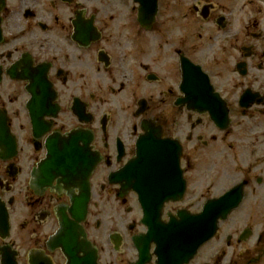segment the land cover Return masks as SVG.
I'll use <instances>...</instances> for the list:
<instances>
[{"label": "flooded vegetation", "instance_id": "flooded-vegetation-1", "mask_svg": "<svg viewBox=\"0 0 264 264\" xmlns=\"http://www.w3.org/2000/svg\"><path fill=\"white\" fill-rule=\"evenodd\" d=\"M0 33V264H132L145 208L231 191L187 264H264V0H3ZM59 138L74 174L46 183Z\"/></svg>", "mask_w": 264, "mask_h": 264}, {"label": "water", "instance_id": "water-1", "mask_svg": "<svg viewBox=\"0 0 264 264\" xmlns=\"http://www.w3.org/2000/svg\"><path fill=\"white\" fill-rule=\"evenodd\" d=\"M184 77L187 78V73L184 74ZM147 138V135H143L139 138L137 143V156L132 160L130 166L133 163H150L152 161L149 156L150 153L148 152L150 146ZM59 143L62 149L58 148ZM13 146L14 142L11 141V149ZM66 146L67 143L65 139L59 138L55 141H47V156L37 170L44 175L48 174L46 183H49L57 174H62L66 178H71L74 174L73 169L75 166L72 165L69 160V156L72 152L74 153V151L69 150ZM178 156L179 155L175 153L174 157L165 156L164 159L174 163V166L178 168ZM93 166L94 161L92 160L84 171L85 182L83 184V192L78 198L71 199L72 205L70 209L78 210L81 217L85 215L84 213L88 204L89 192L86 178ZM231 193L232 191L220 196V198L210 199L203 205V209L197 214L187 213L185 210H178L177 215L170 216L167 222L160 220V206L155 210L145 208L143 210L144 216L141 222L147 225V230L145 234L136 236L133 239V244H135L138 251V259L134 264H145L151 259L150 245L152 243L154 244L152 254L156 256L155 264H186L197 253L196 251L201 244L209 240L215 233L218 221L221 218H225V216L238 205L240 200L231 196ZM71 231L72 229L68 228L67 225L65 234L68 235ZM67 243H69V241H67ZM80 244L82 249L89 247L84 239H81ZM63 249L69 254V245H66ZM92 255L96 258L94 252H92ZM71 261L77 263L78 259L72 257Z\"/></svg>", "mask_w": 264, "mask_h": 264}, {"label": "rangeland", "instance_id": "rangeland-1", "mask_svg": "<svg viewBox=\"0 0 264 264\" xmlns=\"http://www.w3.org/2000/svg\"><path fill=\"white\" fill-rule=\"evenodd\" d=\"M209 162V164H211L212 166H213V164H212V162L211 161H208ZM207 162V163H208ZM207 164H205V166H206ZM209 165H207V167H208ZM195 170H196V166H195ZM198 170H201V167L200 168H198ZM194 174V176H195V178L193 179L194 180V182H196V181H198L199 179H200V176H197V174H196V172H194L193 173ZM199 174V173H198ZM206 185H208V182L207 183H205V186ZM199 186H200V184H199ZM204 186V183H202V185H201V187H205ZM191 187H193L192 185H191ZM199 188V187H198ZM198 188H196V189H198ZM201 191V189H199L198 191H194V190H191V192H195L196 193V195H199V192ZM192 198H195V196L194 197H192ZM195 199H197V198H195ZM197 207H199L198 205H196L194 208H197ZM203 249H205V247H203ZM206 254H208V251H204V253H202L201 254V256H199V259H201L202 257H203V255H206ZM131 255L134 257V256H136L133 252H131Z\"/></svg>", "mask_w": 264, "mask_h": 264}]
</instances>
